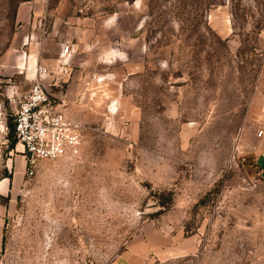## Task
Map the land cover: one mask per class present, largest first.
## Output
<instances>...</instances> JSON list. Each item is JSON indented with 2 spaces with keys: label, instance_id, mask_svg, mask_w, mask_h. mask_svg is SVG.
Returning a JSON list of instances; mask_svg holds the SVG:
<instances>
[{
  "label": "rangeland",
  "instance_id": "374dc122",
  "mask_svg": "<svg viewBox=\"0 0 264 264\" xmlns=\"http://www.w3.org/2000/svg\"><path fill=\"white\" fill-rule=\"evenodd\" d=\"M64 42L110 104L28 173L13 112ZM139 232L142 264H264V0H0V264H111Z\"/></svg>",
  "mask_w": 264,
  "mask_h": 264
},
{
  "label": "crops",
  "instance_id": "0c3cea01",
  "mask_svg": "<svg viewBox=\"0 0 264 264\" xmlns=\"http://www.w3.org/2000/svg\"><path fill=\"white\" fill-rule=\"evenodd\" d=\"M19 13L21 14L20 18L25 19L24 16L29 15V6L27 8L26 5H20L17 9V14ZM64 44H67L70 49L65 53H61V47ZM80 48L82 47L78 42H64L59 45L57 49L58 57L51 63L53 69L50 68L51 73H48L45 78L56 86V90L54 91L58 92L61 108L66 115L77 122H85L88 120L89 115H94L98 110H101L98 107V101L105 104V107H108L110 104V102L108 104L106 100L102 99L104 96V89L107 88L108 84V81L106 82V76H108L106 73L108 72L104 70L106 65V63H104L105 61L101 60V62L98 63L95 61L96 59H91L93 53L96 54L94 48L91 49L90 46L87 47L88 49L83 47L86 50L82 53L78 50ZM110 51H112V49ZM105 53H108V51ZM8 54V51H5L2 57L6 58ZM5 58L4 60H6ZM58 59L64 64L59 65L57 62ZM4 60L2 62H4ZM26 63L27 70L30 75L34 77L32 58L30 56ZM16 64V66L24 65L25 59L23 61L21 57H18L16 59ZM61 67H65L67 70L59 71L58 69ZM150 246L149 238L144 236L142 232H139L128 242L127 246L121 250L111 264H142L146 258L147 252L150 250Z\"/></svg>",
  "mask_w": 264,
  "mask_h": 264
},
{
  "label": "built area",
  "instance_id": "2783aa9c",
  "mask_svg": "<svg viewBox=\"0 0 264 264\" xmlns=\"http://www.w3.org/2000/svg\"><path fill=\"white\" fill-rule=\"evenodd\" d=\"M69 49L64 44L61 53ZM63 64L60 60L59 65ZM37 70L38 75L21 95L13 112V132L28 165V173L35 160L77 153L82 127L61 108L58 92L50 89L53 83L45 81L44 67L39 66ZM62 70L67 69L62 67Z\"/></svg>",
  "mask_w": 264,
  "mask_h": 264
}]
</instances>
